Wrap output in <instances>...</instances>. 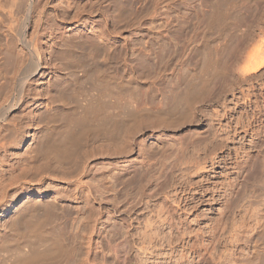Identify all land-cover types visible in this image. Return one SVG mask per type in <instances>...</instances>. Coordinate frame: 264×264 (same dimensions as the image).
<instances>
[{
  "label": "rangeland",
  "instance_id": "rangeland-1",
  "mask_svg": "<svg viewBox=\"0 0 264 264\" xmlns=\"http://www.w3.org/2000/svg\"><path fill=\"white\" fill-rule=\"evenodd\" d=\"M33 1L23 20L28 3L0 0V103L19 83L13 73L25 48L17 28L45 58L55 57L0 120V264H215L226 248L249 253L246 236L258 219L247 216L255 205L248 198L234 210L246 224L237 246L223 216L232 212L227 185L238 170L235 163L224 170L223 161L236 151L235 161L255 157L254 143L264 138V0ZM68 43L79 65L71 66ZM52 70L68 87L62 99L56 91L49 97ZM76 76L82 79L74 83ZM71 133L76 142L67 155L43 144L64 145ZM198 161L221 200L194 211ZM29 195L46 207L15 211ZM257 236L261 250L264 230Z\"/></svg>",
  "mask_w": 264,
  "mask_h": 264
},
{
  "label": "bare ground",
  "instance_id": "bare-ground-1",
  "mask_svg": "<svg viewBox=\"0 0 264 264\" xmlns=\"http://www.w3.org/2000/svg\"><path fill=\"white\" fill-rule=\"evenodd\" d=\"M224 1V0H223ZM228 1V0H227ZM220 2H222L221 0H220ZM23 6L25 5L26 6V4L28 3V6H27V9L26 10H24L25 11V19L23 18V20H26V19H29V17H30V15H31V10H32V8H33V6H34V4H35V2L33 1V0H23ZM219 4V3H218ZM36 5V4H35ZM216 6V5H215ZM230 7H231V5H230ZM21 8H24V7H22V5H21ZM223 9V8H222ZM24 15L22 16V17H24ZM214 15L215 14H213V17H214ZM212 17V18H213ZM221 17V16H220ZM218 19V18H217ZM19 20V19H18ZM22 20V19H21ZM220 20V19H219ZM214 21V20H213ZM18 23V22H17ZM20 23V22H19ZM24 24V23H23ZM217 24V23H216ZM25 25V24H24ZM16 26V25H15ZM20 26V25H19ZM21 28L23 27V26H20ZM17 29H19L20 30V28H17ZM18 30V32L19 33H17L16 34V38H17V41L19 40L20 42H21V44L23 45V47L26 49H24L23 50V48H22V53L21 54H19L18 56H17V59H16V63H17V66H16V69H15V71H14V73H13V75H14V79H13V77H11V80L13 79V80H15V78H16V80H18V84L17 85H15V91H14V89H13V91H14V94L13 95H8L7 96V98L3 101V103H0V120H2V121H6L7 119H8V112L11 110V108H14V107H17L21 102H23L24 100H25V97H26V95H27V90H28V85H29V82L31 81V78H34V77H38V78H43V76H45L46 75V73H48L47 72V69H46V67L45 66H50V65H52V60L55 58V57H53L52 56V58H50V59H47V58H45V51H43L42 50V48H40L35 42H33L31 39H29L28 37H27V35H25V28H22L21 29V31H19ZM17 31L15 30V33H16ZM15 35V34H14ZM12 38L14 39V37L12 36ZM15 38V39H16ZM14 39V41H16ZM67 42V41H66ZM71 43V42H70ZM65 46H66V44H65ZM71 46H72V48H71ZM70 46V44L68 43V46H66L67 47V49H66V51L65 52H67V54H68V56H70L71 57V60H69L70 59V57H69V63H70V61H71V63L73 62V64H71V66L73 65L74 66V64H77L78 62H80V61H77L78 59H79V57H78V59H73V56L74 57H77L78 55L76 54V51H74V50H72V49H74V46L73 45H71ZM65 47V48H66ZM54 50V49H53ZM53 50H51V51H49L50 53L53 51ZM64 51H62V53L64 52ZM72 51H74L75 52V54L77 55H74V54H72ZM54 52V51H53ZM60 52V51H59ZM264 53V52H263ZM262 53V54H263ZM56 54H59V53H57L56 52ZM55 54V55H56ZM63 54H65V53H63ZM254 54V53H253ZM50 55H52V53L50 54ZM73 55V56H72ZM248 55V54H247ZM260 55V54H259ZM58 56V55H57ZM211 56H213V55H211ZM264 56H262V58H263ZM260 58V57H259ZM262 58H260V59H262ZM87 59V58H86ZM257 59H258V57H257ZM256 59V60H257ZM13 60H14V58H13ZM55 60V59H54ZM211 60V59H210ZM94 59L92 60V63L91 64H94ZM262 61H264V60H262ZM210 62V61H209ZM88 63V62H87ZM95 63H98L96 60H95ZM256 63V62H255ZM254 63V64H255ZM99 64V63H98ZM213 64V63H212ZM254 64H253V66H254ZM261 64V63H260ZM259 64V65H260ZM77 65H79V64H77ZM76 65V66H77ZM87 66V65H86ZM97 66V65H96ZM98 66H100V65H98ZM97 66V67H98ZM75 68V67H74ZM74 68H72V69H74ZM92 68H93V66H92ZM95 68V67H94ZM247 68H248V66H247ZM247 68H246V73H247ZM99 69V68H98ZM74 70H76V69H74ZM88 70H90V69H88ZM87 70V71H88ZM100 70V69H99ZM250 70V69H249ZM252 70H254V69H252ZM86 71V70H85ZM84 71V72H85ZM103 71V70H102ZM244 71V72H245ZM52 73H53V75L51 76L52 77V79H51V81L48 83V87L50 88V93L51 94H49V92H48V94H49V97H50V99H52V96H53V94L55 93H53V91H56V93H58V94H56L55 93V95H57L58 96V99H62V98H64L63 96L65 95V90H67L68 89V87H62L63 86V84L61 85V83H63L64 82V78L63 79H61V77H58V75L56 76V78H55V75H54V73H55V71L54 70H52L51 71ZM78 72V71H77ZM77 72H75V73H77ZM244 72H243V74H244ZM251 72H253V71H251ZM254 72H255V70H254ZM89 73V75L87 76L88 78H90V71L88 72ZM101 73V72H100ZM103 73V74H102ZM101 74L102 75H104V73H105V71L104 72H102ZM51 74V73H50ZM68 74H70L69 72H68ZM72 74H74V72L72 73ZM78 74V73H77ZM76 74V75H77ZM81 75H83L84 77H86V75H87V72H85L84 74H81ZM80 75V76H81ZM106 75V74H105ZM108 75V74H107ZM67 76V75H66ZM73 76H75V75H73ZM72 76V77H73ZM78 76H79V74H78ZM78 76H76V77H74V83H75V81L77 82V81H81V80H79V78L80 77H78ZM109 76V75H108ZM108 76H107V78H108ZM251 76V75H250ZM84 77H83V79H84ZM59 78V79H58ZM69 78V77H68ZM93 78V77H92ZM91 78V79H92ZM101 79H102V77H100ZM106 78V77H105ZM104 78V79H105ZM80 79H82V77L80 78ZM90 79V80H91ZM93 79H95V77L93 78ZM15 80V81H16ZM59 81V83H55V82H58ZM94 81V80H93ZM93 81H92V83H93ZM73 82V81H72ZM98 82H100V81H98ZM105 83V82H104ZM55 84H58V85H61V87L59 86V88H58V86H56ZM91 84V83H90ZM89 84V85H90ZM96 84V83H95ZM98 84V83H97ZM255 84V83H254ZM69 85V84H68ZM67 85V86H68ZM103 85V84H102ZM101 85V86H102ZM93 86H94V84H93ZM55 87V90L53 89ZM100 87V86H99ZM106 87H107V85H106ZM71 88V87H70ZM78 88V87H77ZM97 88V87H96ZM103 88V87H102ZM261 88V87H260ZM95 89V88H94ZM98 89V88H97ZM249 92V91H248ZM53 93V94H52ZM63 94V95H62ZM97 94V93H96ZM111 94V93H110ZM51 95V96H50ZM54 95V96H55ZM68 95V94H67ZM53 96V98H57V96H55L54 97ZM60 96V97H59ZM249 96V95H248ZM100 98V97H99ZM49 99V98H48ZM250 99V98H249ZM64 100V99H63ZM47 101V100H46ZM45 100H41V102H40V100H39V104L38 105H42V107H43V109H45V111H43V113L44 112H46V113H52V109L49 107L50 106V104H48L47 102H46ZM53 102V101H52ZM67 102V101H66ZM100 102V101H99ZM98 102V103H99ZM70 103V102H69ZM99 106V105H98ZM102 106V105H101ZM107 106V105H106ZM222 106H223V104H222ZM57 107H58V105H57ZM97 107V106H96ZM61 108V107H60ZM64 108V107H63ZM86 108V107H85ZM84 108V109H85ZM227 108V107H226ZM72 109V108H71ZM70 109V110H71ZM89 109V108H88ZM224 110V109H223ZM42 111V110H41ZM90 111H91V113H92V111H94V110H91L90 109ZM66 112V111H65ZM74 112V111H73ZM72 112V113H73ZM108 112V111H107ZM218 112V111H217ZM225 112V111H224ZM42 113V112H41ZM45 113V114H46ZM86 114H88V115H91V114H89V111H87L86 110V112H85ZM95 114H97V112H94ZM221 113V112H220ZM44 114V115H45ZM81 114V113H80ZM85 114V115H86ZM62 115V114H61ZM92 115H94L93 113H92ZM79 116V115H78ZM95 117H96V115H94ZM94 116H92L93 118H94ZM99 116V115H98ZM97 116V117H98ZM105 116V115H104ZM103 116V117H104ZM248 116V115H247ZM70 117H71V115H70ZM84 117V116H83ZM89 117V116H88ZM63 118V117H62ZM64 118H66V117H64ZM74 118V117H73ZM99 118V117H98ZM108 118V117H107ZM262 118V117H261ZM69 119V118H68ZM104 119V118H103ZM240 119V118H239ZM257 119V118H256ZM95 120V119H94ZM235 120V119H234ZM76 121V120H75ZM78 121V120H77ZM76 121V122H77ZM247 121V120H246ZM48 123V122H47ZM68 123V122H67ZM262 123V122H261ZM74 124V123H73ZM49 125V124H48ZM68 125V124H67ZM70 125H71V123H70ZM47 126V125H46ZM60 126V125H59ZM66 126V125H65ZM106 126V125H105ZM229 126V125H228ZM45 127V126H44ZM258 127V126H257ZM51 128V127H50ZM55 128H57V127H55ZM245 128V127H244ZM52 129V128H51ZM50 129V130H51ZM79 129H81V128H79ZM236 129V128H235ZM261 129V128H260ZM58 130V129H57ZM72 130V129H71ZM243 130V129H242ZM247 130V129H246ZM209 131V130H208ZM250 131V130H249ZM255 131V130H254ZM48 132H49V130H48ZM47 132V133H48ZM52 132V131H51ZM207 132V131H206ZM230 132V131H229ZM246 132V131H245ZM54 133V132H53ZM60 133H62L61 131H60ZM75 133V132H74ZM208 133V132H207ZM232 133V132H231ZM46 134V133H45ZM55 134V133H54ZM54 134H52L53 136H54ZM72 134V133H71ZM59 135V134H58ZM208 135V134H207ZM228 135V134H227ZM45 136V135H44ZM50 136V134L48 135V134H46V136L44 137V138H50L49 137ZM57 136V135H56ZM75 136V134H72L71 135V137H70V139H69V143H64V145H61L60 146V144L58 145V144H55V142L53 143H44L43 141V144L44 145H46L50 150H52V152H55L56 154H59L58 156H61L62 154H66V153H69L70 152V150H71V147L73 146V144L76 142L75 140V138H76V136ZM259 136V135H258ZM66 137V136H65ZM199 137V136H198ZM198 137H197V139H198ZM202 137V136H201ZM220 137L221 136H219V139H220ZM204 138H206L205 136L203 137V139ZM66 139V138H65ZM68 139V138H67ZM67 139H66V141H67ZM201 139V138H200ZM203 139H201V140H203ZM212 139V138H211ZM217 139V138H216ZM222 139V138H221ZM225 139V138H224ZM230 139V138H229ZM232 139V138H231ZM44 140H46V139H44ZM49 140V139H48ZM50 140H51V138H50ZM53 140V139H52ZM51 140V141H52ZM57 141V140H56ZM62 141H65V140H62ZM46 142V141H45ZM48 142H50V141H48ZM59 141H57L56 143H58ZM68 142V141H67ZM193 142V141H192ZM233 142V141H232ZM60 143V142H59ZM191 143V142H190ZM203 143V142H202ZM69 144V145H68ZM217 144V143H216ZM255 145V147H258V149H259V154H258V152H257V154H256V156L255 157H253V156H251V155H249V156H246V158H244V160H241V161H235L237 158H238V156H239V152L238 151H236V154H234V155H232V156H230L228 159H227V157H226V159L223 161L224 162V170L225 169H228L229 167L231 168V166H229V164H234L235 163V166H232L233 168H236L238 171H237V173H238V177L236 176V178H234V180L233 181H231V182H229L228 181V185H227V187L229 186V188H230V190H231V192H230V199H229V205H230V207L232 208V212L231 213H227L226 214V216H223V218H224V220L226 221V218H227V221L229 220V228H228V232L231 234V235H233V239H234V244L235 245H239L240 244V241L241 240H243L242 238H241V234H242V231H243V227L245 228L246 227V224L244 223V224H242L243 222H245V221H240V222H242L241 224H240V222L238 223L237 221V215L236 214H234L235 213V211L234 210H237L240 206H241V203H242V201H244V200H246V199H248V198H250V204H251V206H254L253 207V212L250 214V215H248L247 217H248V220H251V221H253L252 219H256L255 220V222L257 221V219H258V221L256 222V227H254L253 229L254 230H252L250 233H248L249 234V236H246V240L247 241H249L250 243L251 242H253V245H252V247H250L251 249H250V251H248L249 253H247L248 254V256H250V257H247V254L245 255V254H243V255H240V254H238V255H240V256H238L237 254V256L235 257L234 255H233V252H231V251H229V250H227L228 248H226V249H224V251H222L223 250V248L221 249V253H220V255H219V257L215 260L216 262H215V264H245L246 262H250V263H252L253 262V260L254 259H256V258H263V264H264V246H263V248L260 250V246L257 244V241L254 243V240H256L257 238H256V236L257 235H259L263 230H264V219H262V222H261V219L260 218H264V138H258V141H257V143H256V141H255V143H254ZM213 145V144H212ZM215 146V145H214ZM40 147V146H39ZM44 147V146H43ZM47 147H44L43 148V150L46 148L47 149ZM231 147V146H230ZM41 148V147H40ZM74 148V147H73ZM219 148V147H218ZM48 149V150H49ZM229 149V148H228ZM257 149V148H256ZM203 151V150H202ZM191 152V151H190ZM193 152V151H192ZM201 152V151H200ZM235 152V151H234ZM230 153V152H229ZM50 154V153H49ZM232 154H233V152H232ZM55 155V154H54ZM67 155V154H66ZM209 155V154H208ZM226 155V154H225ZM253 155V154H252ZM65 156V155H64ZM207 156V155H206ZM227 156V155H226ZM240 157V156H239ZM219 158V157H218ZM224 158V157H223ZM196 160V159H195ZM204 160H207L206 158H204ZM220 160V159H219ZM232 160H234V161H232ZM197 161V160H196ZM201 161V160H200ZM200 161H198V163L196 164V166L195 167H193V170H192V172H193V174H192V180H191V183H190V186H192V193H191V197L189 198V200H190V204H192V206L190 207L191 209H194V211L197 209V207L199 206V205H205V204H208L209 202H212L213 204L214 203H217L218 201H219V199L221 198V194H219V192H220V190L219 189H215V187H216V185H214L213 187H211L212 185L211 184H213V181L210 179V177H207L208 175H207V173H205L207 170V166H205V165H202L203 163L202 162H200ZM208 161V160H207ZM218 161V160H217ZM182 162V161H181ZM204 162V161H203ZM221 162V161H220ZM194 163V162H193ZM217 163V162H216ZM215 163V164H216ZM194 164V165H195ZM222 164V163H221ZM220 164V165H221ZM189 166V165H188ZM187 166V167H188ZM202 166V167H201ZM228 166V167H227ZM180 167V166H179ZM182 167V166H181ZM192 167V166H191ZM177 168V167H176ZM204 170V172H203V174H202V178L199 180V179H197V177L201 174V172H200V174L198 173L199 172V170ZM211 169V168H210ZM186 170H189V169H186ZM223 170V171H224ZM209 171V170H208ZM176 172V171H175ZM216 173V172H215ZM217 173H221V172H217ZM190 174H191V171H190ZM222 174V173H221ZM221 174H220V176H221ZM244 175V177H243V181H237V179L241 176V175ZM232 179H233V176H232ZM187 180V179H186ZM182 181H183V179H182ZM165 182V181H164ZM163 182V183H164ZM221 182V181H220ZM187 183V182H186ZM185 183V184H186ZM211 185V186H210ZM163 186H164V184H163ZM166 186V185H165ZM219 187V186H218ZM224 188V187H223ZM225 189V188H224ZM183 190V189H182ZM225 192V191H224ZM215 193V194H214ZM226 193V192H225ZM249 193L251 194V195H249ZM210 195V196H207V195ZM224 194V193H223ZM217 196H220V198L219 197H217ZM223 196V195H222ZM226 196V195H225ZM1 198V197H0ZM36 198V199H35ZM226 198V197H225ZM186 199V198H185ZM222 199H224V198H222ZM42 200V198L41 197H32L31 195H29L28 196V198L23 202L22 201V203L16 208V210L15 211H17L18 210V212H24L25 210H27V209H31V211L32 210H35V207H36V209H37V207L39 208H42V206L44 207L45 206V204L44 203H42V202H40ZM181 200V199H180ZM221 200V199H220ZM185 201V200H184ZM183 201V202H184ZM186 201H188V200H186ZM228 201V200H227ZM28 202V203H27ZM27 203V204H26ZM47 203V202H46ZM24 204H26L25 206H24ZM44 204V205H43ZM249 204V203H248ZM47 205V204H46ZM50 206V205H49ZM244 206V205H243ZM46 207V206H45ZM33 208V209H32ZM213 208V207H212ZM41 210V209H40ZM208 210V209H207ZM30 211V210H29ZM180 211V210H179ZM190 211V210H189ZM239 211V210H238ZM44 212H46V210L44 209ZM37 213V212H36ZM237 213V212H236ZM205 214V213H204ZM232 216H231V215ZM15 215L17 216V213L15 212ZM19 215V214H18ZM202 215V214H201ZM206 215V214H205ZM225 215V214H224ZM236 215V216H235ZM36 217V216H35ZM43 217H45V216H43ZM246 217V218H247ZM13 218V217H12ZM15 218V217H14ZM205 218V217H204ZM221 219H222V217H220ZM242 218V217H241ZM220 219V220H221ZM260 219V220H259ZM15 220V219H14ZM217 220H218V218L217 219H212V221L213 222H217ZM220 220H219V222H218V224L220 223ZM237 220V221H236ZM241 220V219H240ZM260 221V222H259ZM14 222H16V223H21V221H20V218H19V221H14ZM44 222V221H43ZM212 222V223H213ZM34 224V223H33ZM216 224V223H215ZM218 224H216V226L218 225ZM228 224V223H227ZM19 225H22V224H19ZM35 225V224H34ZM151 225V224H150ZM25 226V225H24ZM29 226V225H28ZM44 226H45V224H44ZM43 226V227H44ZM214 226V225H213ZM250 226V225H249ZM30 227H31V223H30ZM35 227V226H34ZM34 227H31V228H33L34 229ZM225 227V226H224ZM28 229H29V227H27ZM36 229L35 230H32V229H30L31 231H35V233H36V231L38 232L39 231V233H40V229L38 228V227H35ZM256 228V229H255ZM22 229H23V227H22ZM25 229H26V227H25ZM27 229V230H28ZM44 229V228H43ZM215 230H217V228L215 227L214 228ZM248 229V228H247ZM252 228H250V230H251ZM26 230V231H27ZM214 230V231H215ZM246 230V229H245ZM21 231H23V230H21ZM51 231V230H50ZM213 231V232H214ZM223 231V230H222ZM53 232V231H52ZM218 232V231H217ZM244 232V231H243ZM249 232V231H248ZM54 233V232H53ZM244 233H246V232H244ZM36 234H38V233H36ZM210 234H211V236L210 237H212V232H210ZM216 234V233H215ZM44 235V234H43ZM39 236V235H38ZM242 236H245L244 234L242 235ZM45 237V236H44ZM258 237V236H257ZM229 238V237H228ZM230 238H231V236H230ZM229 238V239H230ZM254 238H256V239H254ZM25 239V238H24ZM40 239V238H39ZM56 239V238H55ZM58 239V238H57ZM57 239H56V241H57ZM245 239V238H244ZM23 240V239H22ZM43 240V239H42ZM53 240V239H52ZM193 240V239H192ZM232 240V239H231ZM55 241V240H54ZM59 241V240H58ZM244 241V240H243ZM193 242V241H192ZM190 243V242H189ZM197 243V242H196ZM231 243V242H230ZM249 243V244H250ZM56 245L57 246V242L55 243H53V245ZM191 244V243H190ZM232 244V243H231ZM236 246V247H237ZM20 247V246H19ZM194 247V246H193ZM145 249V248H144ZM239 249V248H238ZM20 250H22V248L20 249ZM236 251H238V250H236ZM244 251V250H243ZM24 252V251H23ZM262 253L263 255H262V257H260L258 254L259 253ZM26 253H27V251H26ZM145 253V252H144ZM241 253V252H240ZM244 253V252H243ZM28 254H30L29 252H28ZM33 255V254H32ZM245 255V256H244ZM182 259V258H181ZM260 260H262V259H260ZM246 261V262H245ZM257 261V260H256ZM174 262V261H173ZM247 263V264H248ZM258 263V262H257ZM262 263V262H261ZM260 263V264H261Z\"/></svg>",
  "mask_w": 264,
  "mask_h": 264
}]
</instances>
